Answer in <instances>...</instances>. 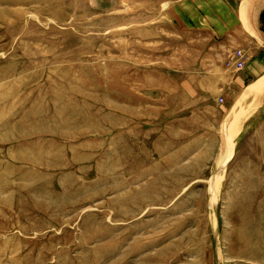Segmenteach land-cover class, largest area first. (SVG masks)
I'll use <instances>...</instances> for the list:
<instances>
[{"label": "rangeland", "instance_id": "1", "mask_svg": "<svg viewBox=\"0 0 264 264\" xmlns=\"http://www.w3.org/2000/svg\"><path fill=\"white\" fill-rule=\"evenodd\" d=\"M221 1L0 0V264H264V76L209 73L264 0Z\"/></svg>", "mask_w": 264, "mask_h": 264}, {"label": "crops", "instance_id": "2", "mask_svg": "<svg viewBox=\"0 0 264 264\" xmlns=\"http://www.w3.org/2000/svg\"><path fill=\"white\" fill-rule=\"evenodd\" d=\"M208 2L209 15H203L200 11V5ZM221 0H199V28L203 25L210 24L212 20V15L214 14L213 4H221ZM181 5V3H179ZM212 11V12H211ZM235 16V15H234ZM240 16V13L238 14ZM231 22L227 26V39L223 40L222 45L219 43L210 45V55L209 59L213 62L209 67L211 76V82L213 83L212 92L221 94L224 93L225 98L233 96L234 92L239 93L238 89L243 87L245 83L251 79H257L263 77L264 74V51L261 46L255 45L250 49H247L245 44L247 40L253 39L252 35H255L256 28L252 27L250 29L245 23H243L240 17L237 15L231 18ZM255 32V33H254ZM244 47V51L247 54V61L243 71L237 73L235 69L227 66L226 61L228 55L232 53L235 49L240 48L239 43ZM238 96L235 97V99Z\"/></svg>", "mask_w": 264, "mask_h": 264}, {"label": "built area", "instance_id": "3", "mask_svg": "<svg viewBox=\"0 0 264 264\" xmlns=\"http://www.w3.org/2000/svg\"><path fill=\"white\" fill-rule=\"evenodd\" d=\"M247 61V54L243 49L234 50L228 55L226 64L228 67L237 70H242L245 68Z\"/></svg>", "mask_w": 264, "mask_h": 264}]
</instances>
